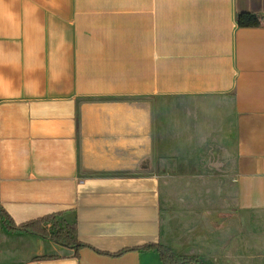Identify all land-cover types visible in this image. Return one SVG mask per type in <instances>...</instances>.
Returning a JSON list of instances; mask_svg holds the SVG:
<instances>
[{
    "label": "crops",
    "instance_id": "obj_1",
    "mask_svg": "<svg viewBox=\"0 0 264 264\" xmlns=\"http://www.w3.org/2000/svg\"><path fill=\"white\" fill-rule=\"evenodd\" d=\"M204 146L264 237V0H0V264H163L110 255L156 242L219 264L220 231L164 197ZM56 214L86 247L6 226Z\"/></svg>",
    "mask_w": 264,
    "mask_h": 264
},
{
    "label": "rangeland",
    "instance_id": "obj_2",
    "mask_svg": "<svg viewBox=\"0 0 264 264\" xmlns=\"http://www.w3.org/2000/svg\"><path fill=\"white\" fill-rule=\"evenodd\" d=\"M203 148V152L197 153L202 154L198 160L193 153L182 158L173 156L177 161L162 179L167 193L163 196L172 203V212H178L177 217L196 218L203 224L204 233L220 231L219 250L226 253L219 264H264V237L258 229H246L239 218L233 221L228 212L235 191L231 161H227V154ZM229 220L230 225L235 222L230 228Z\"/></svg>",
    "mask_w": 264,
    "mask_h": 264
},
{
    "label": "trees",
    "instance_id": "obj_3",
    "mask_svg": "<svg viewBox=\"0 0 264 264\" xmlns=\"http://www.w3.org/2000/svg\"><path fill=\"white\" fill-rule=\"evenodd\" d=\"M238 23L242 27L260 26V19L250 14H240ZM10 220V219H9ZM7 219L6 226L11 232H26L37 235L47 240L54 241L62 246L74 248L78 251L80 248L86 247L85 244L79 242L76 225H60L57 222V214L50 215L37 221L29 222L23 225H15ZM44 225H50V229H46ZM131 250L155 251L159 254L163 264H208L198 256H181L173 252V250L160 242L147 244L141 248L124 249L118 253L110 254L115 257L122 256ZM99 253H101L99 251Z\"/></svg>",
    "mask_w": 264,
    "mask_h": 264
}]
</instances>
